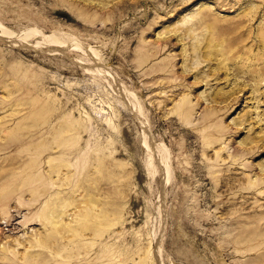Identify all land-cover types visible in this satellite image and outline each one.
I'll use <instances>...</instances> for the list:
<instances>
[{
	"label": "rangeland",
	"instance_id": "rangeland-1",
	"mask_svg": "<svg viewBox=\"0 0 264 264\" xmlns=\"http://www.w3.org/2000/svg\"><path fill=\"white\" fill-rule=\"evenodd\" d=\"M0 25L70 47L0 29V264H264V0H0Z\"/></svg>",
	"mask_w": 264,
	"mask_h": 264
},
{
	"label": "bare ground",
	"instance_id": "bare-ground-1",
	"mask_svg": "<svg viewBox=\"0 0 264 264\" xmlns=\"http://www.w3.org/2000/svg\"><path fill=\"white\" fill-rule=\"evenodd\" d=\"M0 29H1V31H3V33H4L5 36H8L10 39L12 38L19 45H21V46H23L25 48H31V47L37 46V45H33L31 43V40L32 39H35V38H41V39H43L45 45H48L51 48L50 51L52 53H55V52H57V53H64L63 51H64L65 48H70L67 39L65 37H63L62 35H59V36L56 35V34L46 35L44 33V31H42L41 33H38V35L35 34V35H32L31 37L29 35V37H27V39H21L20 37H18V35H16L12 31H8V29L4 28L2 25H0ZM81 49H83V48L81 47ZM95 56H96V54L94 55V57ZM109 81H110V79L108 80V82ZM132 104H133V106L136 109L135 110L137 112L136 114L138 115L139 118H141V115L139 114V111H138L137 106L134 103H132ZM146 135H148V134H146ZM146 144H147V146H149V148L151 149V151L153 150L155 152L154 154L156 155L157 160H159V162H161L160 163L161 164V172L164 174V178L167 177L168 174H169V171H170V164H169V162L167 160V155L165 154V152L163 150H160L158 153H156V150H155L156 149V146H154L153 143L149 141V139H146ZM21 182H18V181L16 182L17 183V187L18 188H21L22 190H24L26 186L23 183H21ZM155 228H157V227H155Z\"/></svg>",
	"mask_w": 264,
	"mask_h": 264
}]
</instances>
